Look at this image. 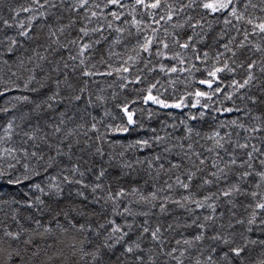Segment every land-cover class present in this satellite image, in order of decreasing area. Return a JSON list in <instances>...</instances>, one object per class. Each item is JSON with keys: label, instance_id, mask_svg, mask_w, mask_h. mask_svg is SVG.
<instances>
[{"label": "snow or ice", "instance_id": "1", "mask_svg": "<svg viewBox=\"0 0 264 264\" xmlns=\"http://www.w3.org/2000/svg\"><path fill=\"white\" fill-rule=\"evenodd\" d=\"M0 264H264V0H0Z\"/></svg>", "mask_w": 264, "mask_h": 264}, {"label": "trees", "instance_id": "2", "mask_svg": "<svg viewBox=\"0 0 264 264\" xmlns=\"http://www.w3.org/2000/svg\"><path fill=\"white\" fill-rule=\"evenodd\" d=\"M7 14H8L7 13V9L5 8V15H7ZM63 22L66 23L67 21L65 20ZM221 28H223L222 23L221 24H214L212 33H210V35L208 36L207 41L205 43H203V44L198 45V47L207 50L208 44L212 43L213 47L211 49V53L214 54L215 51H216V46H215V42L212 40V37L216 33H218ZM73 35H75L74 32H73ZM101 47H104V45H101ZM221 51H222V49H221ZM164 62L168 63L167 61H164ZM197 75H200V74L197 73ZM98 79L101 81V86H104L107 83V80L105 78H98ZM108 79H111V78H108ZM226 79H228V78H226ZM91 87L93 89H96L97 86L96 85H91ZM116 90L119 91V89H116ZM109 91H111V90H109ZM105 94H107V93H105ZM125 95L129 99H131V98H134L136 96V93L134 91H129L127 93L121 94L120 99L123 100ZM112 103H113L112 101H109L108 105H106V106L111 107ZM21 107H24V106L21 105ZM133 107H142V105L141 106L134 105ZM168 111L172 113L171 116H169L167 113L161 111L160 114L158 116H155L151 121L147 120L146 119V114H144V116L142 117L143 122L146 125V127L147 126H153V127H157V128H159L161 126L160 125L161 121H164V122H167V123L176 124L177 125V131H176L175 135L179 136L181 134L182 129H183V126L180 125V121L181 120L187 121V116H188V114H190V110L189 109H184L183 111H180V110L169 109ZM191 111H195V110H191ZM213 115H215V114L214 113L208 114V115H206L205 120L196 121L195 122L196 130L200 131L202 133H210L212 131L213 127H215V121L212 118ZM233 115H235V114H233ZM188 123H192V122L188 121ZM169 131H171V129H169ZM138 135L139 136H143V135H145V133H143V132H133L129 136L120 137V139H123V140H126V141H131V140H134ZM201 143H205V141H201ZM65 162H67V161H65ZM114 178H117V177L114 176ZM165 178L166 177H162V179H165ZM134 179H136V178L134 177ZM162 179L160 181H156V182H151L150 181V184L152 185V187L158 186L160 183H162ZM173 179H174V177H173ZM131 182L132 181H123V180L121 181V183H125V184L131 183ZM139 183H140L141 188L145 189V191L151 190L149 185H146L143 180H139ZM180 192H182V190L177 189L175 194L179 195ZM71 199H75L77 205L79 204V198H75L74 195H73V198H71ZM71 199H65L64 204L71 206ZM169 207L171 209V215L170 216H160V217L154 216V217L151 218L152 222L155 223L157 218H159L161 222H172L173 217H180V222L183 223L184 214H182L179 210H177L174 205H170ZM24 211L27 213V212H30L31 210H24ZM154 211L158 212V210H154ZM41 218L43 219L44 223H48L47 218H45V217H41ZM182 231H184L185 234L187 235L192 230L191 229H186V230L182 229ZM168 235L175 236L176 238H180L175 233H171V234H168Z\"/></svg>", "mask_w": 264, "mask_h": 264}]
</instances>
